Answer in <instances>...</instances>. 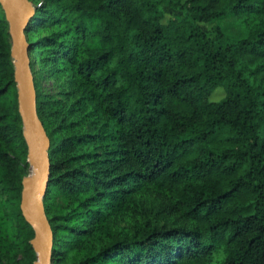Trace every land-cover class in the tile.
<instances>
[{
  "label": "trees",
  "instance_id": "obj_1",
  "mask_svg": "<svg viewBox=\"0 0 264 264\" xmlns=\"http://www.w3.org/2000/svg\"><path fill=\"white\" fill-rule=\"evenodd\" d=\"M28 1L52 264H264V0ZM20 109L0 3V264L37 262Z\"/></svg>",
  "mask_w": 264,
  "mask_h": 264
},
{
  "label": "water",
  "instance_id": "obj_2",
  "mask_svg": "<svg viewBox=\"0 0 264 264\" xmlns=\"http://www.w3.org/2000/svg\"><path fill=\"white\" fill-rule=\"evenodd\" d=\"M0 3L9 24L21 105L20 113L29 146L28 162L31 165L30 174L23 182L21 209L35 231V239L32 242L37 253L35 264H52V235L43 206V197L50 178L49 140L37 114L36 90L30 64L29 43L25 33L36 10L28 0H0ZM26 129H30L34 135L32 144L28 141ZM32 170H34V180L26 184Z\"/></svg>",
  "mask_w": 264,
  "mask_h": 264
},
{
  "label": "rangeland",
  "instance_id": "obj_3",
  "mask_svg": "<svg viewBox=\"0 0 264 264\" xmlns=\"http://www.w3.org/2000/svg\"><path fill=\"white\" fill-rule=\"evenodd\" d=\"M31 3V2H30ZM167 13L169 15H172V11L170 8L166 9ZM219 25L222 27V29L229 35L234 36L238 39L244 38L247 36V31L245 28L240 24V22L233 17L226 18L222 21L219 22ZM203 27L206 30H210V26L208 25H203ZM43 87L46 91H50L53 93H56L57 91L53 88V82H44ZM225 96V93L222 89H218L215 91V93L212 95L211 100L218 102L222 100Z\"/></svg>",
  "mask_w": 264,
  "mask_h": 264
},
{
  "label": "bare ground",
  "instance_id": "obj_4",
  "mask_svg": "<svg viewBox=\"0 0 264 264\" xmlns=\"http://www.w3.org/2000/svg\"><path fill=\"white\" fill-rule=\"evenodd\" d=\"M26 135H27L28 141L32 144L34 141V135L32 131L30 129H26ZM33 180H34V170H32L31 176L28 178V180H26V184L32 183Z\"/></svg>",
  "mask_w": 264,
  "mask_h": 264
}]
</instances>
